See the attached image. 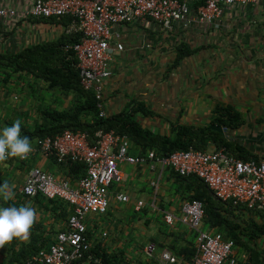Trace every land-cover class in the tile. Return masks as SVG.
Masks as SVG:
<instances>
[{
  "label": "crops",
  "instance_id": "1",
  "mask_svg": "<svg viewBox=\"0 0 264 264\" xmlns=\"http://www.w3.org/2000/svg\"><path fill=\"white\" fill-rule=\"evenodd\" d=\"M31 2L32 0H0V6H15L22 13L29 8ZM194 7L195 3L192 4V8ZM120 33L121 39L111 42L110 65L113 75L105 87V106L109 115L117 114L129 105L134 106L136 102L143 103L156 115L145 117L140 113L137 115L138 119L144 127L155 133L165 134L169 132L171 123L176 122L199 127L211 125L212 119L217 116L214 113L216 108L229 107L240 116L236 126L233 125L235 118L231 116V127L225 126L228 131L226 135L223 134L233 146L242 149L241 152L236 151L235 155L243 160L264 158V1L257 5L225 8L220 21L211 26L193 25L189 29L177 28L170 32L160 30L153 23L148 27L130 24L122 27ZM63 34L64 28L51 19L33 20L22 17L19 20H0V53L16 52L31 45L55 42ZM118 42L124 46L122 51L116 50ZM181 45L187 46L193 53L186 56L175 68ZM66 99L64 104L67 107L72 101L71 98L67 101ZM213 151L215 148L212 146L207 152ZM131 152L136 154L132 143ZM34 166L57 177H61L63 173L62 168L51 158L39 153L31 156L27 164L16 160L0 161V180L7 182L15 194L11 201L17 203L15 206L28 205L36 210V218L27 238L14 237L0 247V264H23L36 251L48 249L55 242L57 234L67 226L70 212L63 220L52 211L56 210V204L47 200L40 202L18 194ZM121 168L124 180L127 175L133 178L135 173L141 177L145 173L150 186L152 174L147 167L134 166L136 170L132 169V176L127 174V165H122ZM22 172L24 179L16 186ZM167 175L165 172L157 198V205L160 206L152 208L151 215L150 211L146 215L147 225H151L148 240L162 231L166 232L159 222L163 212L179 214L184 202L177 193L178 185ZM131 188L140 192L135 185ZM163 188H168L169 194ZM121 191L128 194L123 189ZM119 192L120 189H115V186L111 188L110 196L113 200L116 201L115 197ZM149 192L152 199L151 187ZM130 202L132 201L128 203ZM134 202L136 206L137 202ZM151 202L152 200L144 202L146 207L142 210L148 208ZM1 203L6 206L5 201L0 200V205ZM92 218L98 219L93 216ZM92 218L89 219V230L94 237V244L101 241L97 236L100 232H107V237L102 242L110 248L121 247L128 252V256L142 251L138 249L141 243L133 245L131 236L127 238L128 245L120 240L123 234L118 229L122 227L121 220H115V223L111 220L109 224H104L101 220L93 223ZM128 218L123 220L128 222ZM165 227L167 232L170 230L172 233L171 243L176 239L179 244L193 240L188 236L189 231L186 229L185 232V227L181 224L172 228ZM128 230L125 227V234ZM114 233H120L121 236H113ZM262 242L264 246V240ZM176 257L178 264H188L183 258Z\"/></svg>",
  "mask_w": 264,
  "mask_h": 264
},
{
  "label": "built area",
  "instance_id": "2",
  "mask_svg": "<svg viewBox=\"0 0 264 264\" xmlns=\"http://www.w3.org/2000/svg\"><path fill=\"white\" fill-rule=\"evenodd\" d=\"M264 0H32L24 12L15 6H0V20L70 19L64 34L80 33L79 43L66 44L64 51L75 55L85 90L94 93L99 117L109 114L105 106V87L112 77L110 65L114 40L121 39L120 29L130 24L148 27L152 23L160 30L189 29L193 25L211 26L220 21L224 9L236 5H257ZM195 3L196 7L192 8ZM124 46L118 42L116 50ZM55 157L59 164L84 163L86 174L75 184L65 177H57L34 166L20 193L30 198L38 195L47 200L65 202L72 209L66 230L59 232L48 248L36 251L23 264H100L90 253L94 243L90 235L89 219L93 214L104 215L110 207V190L124 181L122 165L147 167L153 178L151 207L156 209L164 173L172 169L181 175H195L202 179L220 200L248 210L264 212V158L243 160L222 147L213 152L195 149L177 151L167 157L155 152L133 154L128 136L114 130H98L91 135L83 131H65L55 137L39 139L25 158L9 156L6 161L26 162L35 154ZM115 199L128 203L130 197L120 191ZM137 201L135 211L145 208ZM168 226L181 224L196 236L197 253L191 264H237L233 240L221 233L204 228V205L201 201H184L179 214L163 212ZM107 237L103 232L100 239ZM156 245L151 243L145 253L153 257ZM160 264H178L177 257L164 250Z\"/></svg>",
  "mask_w": 264,
  "mask_h": 264
},
{
  "label": "trees",
  "instance_id": "3",
  "mask_svg": "<svg viewBox=\"0 0 264 264\" xmlns=\"http://www.w3.org/2000/svg\"><path fill=\"white\" fill-rule=\"evenodd\" d=\"M51 20L57 25L64 26L70 22L68 18L61 20L52 18ZM82 38L83 36L80 33L63 34L55 42L31 45L16 52L0 53L1 86H8L15 77L24 79L26 76L32 78L31 81L36 86L43 83L45 85L44 89L47 94L52 95V98L54 96L63 100L71 98L72 101L66 107L65 104L56 105L57 101H54L55 104L45 105L46 99L40 100L39 104H35L36 108L32 107L31 110L24 111L21 114L17 111L11 116H9L10 108L2 111L0 107V112L4 113L3 118L0 116V126L2 124L11 125L19 119L21 121V135L28 136L31 145H34L39 139L55 137L68 130L87 132L91 135V138H94L95 132L102 129L114 130L120 135L128 136L132 145L136 148L135 153L138 155H146L152 151L158 157H167L177 151H188L190 149L207 152L212 146L215 150L225 147L233 154L236 151H242V149H237L236 145L233 146V143L225 138L223 134L211 129V125L231 127V116L235 118L233 125L238 124L240 116L229 107H217L214 111L217 116L212 119L211 125L199 127L176 122L171 123L169 132L165 134L155 133L152 129L143 126L137 115L142 113L145 117H153L156 113L140 102H136L137 104L134 106L129 105L123 108L117 114L100 118L94 93L85 90L81 84L77 58L73 52L68 54L64 51L66 44L79 43ZM192 53L187 46L181 45L174 67L177 68L180 62ZM32 83L28 84L30 89L34 87ZM5 90L8 92L9 86ZM58 92L60 94H57ZM32 93H35V91ZM31 98L36 97L33 95ZM34 111L35 117H32ZM51 160L62 168L61 177L70 179L73 183L79 181L87 172L84 163L71 162L65 165L59 164L55 157H51ZM21 164L27 163L21 162ZM167 174L178 185L176 190L183 201L198 200L203 203L204 228L211 232L221 233L226 239L234 241V255L237 264H264V246L262 242L264 240V212L248 210L244 206H235L231 202L218 199L205 182L195 175H181L172 169H168ZM3 183L4 181L1 179L0 184ZM21 196L30 198L25 195ZM34 198L40 202L47 200L41 195ZM47 202L57 205L56 210L53 209L52 211L63 220L66 219L69 212H72L71 207L63 201L47 200ZM16 204L9 200L5 205ZM159 222L166 232L162 231L161 234L152 237L149 241L156 245L159 254L164 250L173 251L176 256L191 264L197 253L196 236L185 244H179L177 239L171 243L172 233L169 229L168 233L165 226L170 228L172 226H168L160 220ZM96 229H98L97 226ZM187 230L189 233L194 234L192 230L188 228ZM90 235H92L91 232ZM31 237L34 239V236ZM116 244H118L117 241ZM139 248L143 250L144 245L139 246ZM90 253L93 254L94 260H98L100 264H129L130 262L126 250L117 246L110 248L102 240L93 245ZM21 254L23 255L24 252L22 251ZM150 260L151 263L137 259L138 264H160L154 258L150 257Z\"/></svg>",
  "mask_w": 264,
  "mask_h": 264
},
{
  "label": "rangeland",
  "instance_id": "4",
  "mask_svg": "<svg viewBox=\"0 0 264 264\" xmlns=\"http://www.w3.org/2000/svg\"><path fill=\"white\" fill-rule=\"evenodd\" d=\"M31 80L33 79L26 77V76L24 79H20L19 77L13 78V80L8 84L9 86L8 92H6L5 90V88L8 86L3 87L0 85V107L2 108V111L6 110L7 108H10L9 116L14 115V113H16L17 111L19 114H21L24 111L31 110L32 107L36 108L35 104H39L40 100L43 101L45 99H46V101L44 102L45 105L55 104L54 101H57L56 102L57 104L65 103V100L61 99L60 97L54 96L52 98V95L47 94L46 90L44 89L45 85L40 83L38 86H36L34 83H32ZM31 83L34 86L33 89H30L28 87V84H31ZM22 89H25V90H22ZM34 91L35 93H32ZM57 94H60V93L58 92ZM33 95H35L36 98H31V96ZM2 111L0 112V116L3 118L4 113ZM32 117H35V111L32 113ZM3 126H5V124H2V126L0 127H3ZM26 162L28 163L29 159ZM127 166H128V168L126 169L127 174H130V173L132 174V169L136 170L134 166H131V165H127ZM152 178L153 176L151 175V179ZM23 179H24V173L22 172L20 173V176L17 179V182L15 183V185L16 186L19 185ZM125 180L121 183H116L114 186H115V189H120V191L121 189H123V191L124 190L127 191L129 197L131 198L130 200L132 202H130V204L124 203V202H118L117 200L116 201L113 200L112 197L110 196V207H109L108 214L101 215V216H97L96 214H93L92 216L98 219L94 220L91 216L92 222L94 223L95 221L97 222L98 220H101L102 223L109 224L110 223L109 221L111 220L113 221V223H115L114 222L115 220L116 221L121 220L122 227L118 229L120 230L121 233H123L122 236L120 233H114L112 235L115 236L116 234H119L121 236L120 240H122V242L124 243H127V241L129 240L127 238H130L129 236H131L133 239L132 240L133 245L137 242L141 243V246L144 245V249L142 251L139 250L140 251L139 254L133 253L131 256H128L130 260L129 264H138L137 259L151 263L150 257L147 254H145V251H144L145 248L151 244V242L148 240V236L151 234V231H150L151 225L150 224L147 225V221H146V217H147L146 215L148 214V211L152 209L151 203L149 204L148 208L145 209L146 211L142 210L140 212H135V205L133 204V201H135L134 203H136L139 200H143L144 202L147 203L152 200L150 199L151 192H149L150 186L148 183V179L145 173L142 175V177L138 176V174L135 173L133 178L127 175V179ZM163 182L164 181L162 180L161 184ZM132 185H135L136 187H138L140 189V192H136L133 188H131ZM163 189L166 190L165 192L169 194L168 188H163ZM18 194H21V193H18ZM153 194L154 193H152V196ZM1 204L3 205V203ZM132 205H134V210L132 208ZM157 206H160V205H157ZM151 214L152 213L150 211L149 215ZM126 218H128L127 219L128 222H125L123 220ZM160 221L164 222V220L161 218H160ZM125 227L129 228L126 234H125ZM186 229L187 227H185L184 230L186 231ZM111 231L113 230L111 229ZM97 236L100 237L101 232ZM188 236L191 239L195 238V235L193 233H189ZM116 241L117 240H115V242ZM126 245H128V243ZM138 249H139V246H138ZM154 253L155 255L152 258L158 261L159 255H160L159 251L156 250L154 251Z\"/></svg>",
  "mask_w": 264,
  "mask_h": 264
},
{
  "label": "clouds",
  "instance_id": "5",
  "mask_svg": "<svg viewBox=\"0 0 264 264\" xmlns=\"http://www.w3.org/2000/svg\"><path fill=\"white\" fill-rule=\"evenodd\" d=\"M31 150L32 145L29 137L21 135V121L19 119L11 125L0 127V161L6 160L9 156L25 158ZM14 195L7 182L0 184V200L7 202L12 200ZM35 218L36 210L31 206L0 205V247L10 242L14 237L26 239Z\"/></svg>",
  "mask_w": 264,
  "mask_h": 264
},
{
  "label": "water",
  "instance_id": "6",
  "mask_svg": "<svg viewBox=\"0 0 264 264\" xmlns=\"http://www.w3.org/2000/svg\"><path fill=\"white\" fill-rule=\"evenodd\" d=\"M211 129L221 134H227L228 129L222 125H212Z\"/></svg>",
  "mask_w": 264,
  "mask_h": 264
}]
</instances>
